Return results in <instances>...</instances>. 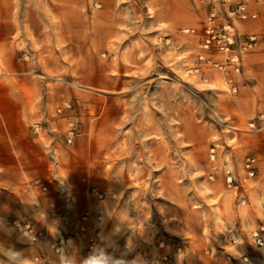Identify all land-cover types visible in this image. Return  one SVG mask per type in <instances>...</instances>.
Segmentation results:
<instances>
[{"label": "rangeland", "instance_id": "obj_1", "mask_svg": "<svg viewBox=\"0 0 264 264\" xmlns=\"http://www.w3.org/2000/svg\"><path fill=\"white\" fill-rule=\"evenodd\" d=\"M225 2L0 1L4 14L0 16V219L16 229L10 239L0 232V239L23 249L32 264H60V256L67 258L68 249L75 248L82 261L89 257L85 249L101 211L105 235L121 223L124 234L115 238L116 243L123 249L131 236L135 246L128 254L114 251L105 246L107 240L102 241L106 264L121 256L133 259L137 254L145 264H220L212 263L215 258L208 255L211 239L220 247L226 237L236 242L239 235L250 236L242 246L264 250V216L259 215L264 213V157L237 145L243 165L236 172H225V186L233 192L225 202L227 218L221 217L223 210L219 208L212 218L203 206L204 202L209 204L207 188L217 174L216 168H210V161L214 163L210 157L212 134L216 133V141H224L226 135L221 132L226 122L213 108L216 86L195 77L189 69L201 49L198 58L207 55L203 46L199 48L196 34L202 33L213 6L235 25V14L228 13ZM20 27L24 30L19 31ZM19 40L25 45L16 49ZM44 54L50 57V67L60 69L47 73L51 78L39 69L34 72L52 82L46 85L50 91L44 96L45 116L25 126L37 141L30 147L17 146L24 156L19 162L16 55L39 58ZM54 54H61V59L56 60ZM200 60L215 69L208 72L211 78L215 79L214 72L228 73L225 83L232 91L237 82L233 70ZM228 133L227 137L233 134ZM247 133L244 139L253 141ZM46 138L50 139L47 144ZM55 140L62 144L55 146ZM229 142L225 150L238 140ZM27 149L33 158L26 155ZM248 155L257 157L254 176L245 167ZM54 172L65 177L58 179L51 174L49 181V173ZM92 172L118 175L103 178ZM83 176L89 181L82 180ZM223 186L221 183L218 188ZM93 188L105 197L99 198ZM64 190L75 192V202L78 197L87 202L67 212L58 200L66 195ZM93 199L101 204L99 209L90 206ZM236 202L241 203L242 212L254 221L257 218L252 227L243 224L240 217L236 220L232 205ZM86 210L94 213L92 221L81 219ZM72 213H81L77 219L82 224L63 226L56 219L65 220ZM51 217L57 230L49 225ZM29 224L43 231L34 245L16 238L20 232L31 237ZM82 226L86 228L82 230ZM69 237L74 238L68 241V248L57 252L55 248Z\"/></svg>", "mask_w": 264, "mask_h": 264}, {"label": "crops", "instance_id": "obj_2", "mask_svg": "<svg viewBox=\"0 0 264 264\" xmlns=\"http://www.w3.org/2000/svg\"><path fill=\"white\" fill-rule=\"evenodd\" d=\"M21 1L22 0H16V3ZM239 4L247 5V10L244 16L237 8ZM224 5L230 15L235 14L234 18L236 19L234 26L236 27L238 32V40L237 44L235 45V50L239 53L242 59L241 71L238 73H232V75L237 78L236 92L234 93L229 90L225 83L228 73L226 74L222 71L214 72L212 74L214 75L215 79L208 76V72L215 69L198 58V53L203 50L201 49V46H203L204 42V36L202 33L196 34L199 37L198 44L201 50L199 49L200 51L195 56L193 66L189 69L195 77L203 78V80L209 81L213 86H216V89H218V91H216L215 93L217 95L215 97V104L213 108L218 114L221 115L220 118L222 119V121H224V123L226 122V124L224 125L225 129H222V132L220 131L221 134L226 135V138L224 140L225 142L222 140H220V142L216 141V133L212 134L213 147L210 151V157L214 160V163L210 161V164L213 165L210 168H216L215 172H217V174L215 175L216 181H210L211 183L207 188V196H210V198L207 197V202L209 204H207L206 202L203 203V206L209 210L212 218H214V216L216 215L214 213L215 209L218 208L223 210L221 212V217L227 218L224 212V209L227 208V203L225 202L228 195L231 194L232 189L229 188L228 190L225 186V172H236V168H239L240 165H243V159H240L238 150L236 148L237 145H242V148H244L246 152L264 157V128L261 130H251L249 127V122L252 119L264 113V0H226ZM212 10L217 11L216 7L213 6L207 16ZM0 16L4 17L3 12H0ZM23 30L24 29H22L21 27L19 28V31ZM250 35H256L257 40L251 43L249 40ZM240 39H242V42H239ZM22 45H25V41L22 42V40H19L18 42H16V49L18 47H22ZM204 51L207 53L206 56H208V54L212 55L213 53H217L215 49H205ZM19 54L22 53L19 52ZM53 56L58 61L61 59V54H54ZM48 59H50V57H47V55L45 54L40 56L39 58L34 56L25 57L16 55V155L19 162H22V160H24V156L21 149L17 151V146L28 144V147H30L37 141V137H34L33 134H30L27 129H25V126L29 122L37 120L39 117L45 116L44 96L46 95V92L50 91L48 88L46 89V85H49L52 82L49 80L45 81L46 78L39 77V74H36L34 72L36 69H39L41 70V72H45L43 74L44 77L46 76L47 78H51L52 76H49L47 73H55L60 69L58 67H50V65H48L47 63ZM198 65H201L202 67H198ZM218 81L220 82V85L217 84ZM224 86L226 87V90H223L225 89ZM20 98L23 101H20ZM23 108H27L28 111L25 112ZM47 118L49 117L47 116ZM213 128L216 130V132L217 130H219L216 124L215 126H213ZM228 132H232L233 134H231L230 137H227V135L229 134ZM246 133L254 140L247 141L246 139H244V135ZM49 140V138H46V144ZM232 140H238V142L231 144L232 148L225 150L224 145L228 146V144L230 143L229 141ZM60 144H62L60 140H55V146H59ZM219 145L221 147H219ZM27 154L32 156V158L35 156L31 155V152L28 149L26 150V155ZM257 172H260V170H257ZM92 173L95 176L98 175L99 177L103 178H110L112 176L117 177L118 175V172L116 173L117 175L112 172ZM108 173H110V175ZM49 174V181L52 176L51 174H53L54 177L58 179H60V177H65V175L60 172ZM114 177L112 178L113 181L115 180ZM82 180L89 181V178L83 176ZM43 181L48 182V180L44 178ZM221 183L224 185L223 188H218V185ZM73 192H70V190H64V193L66 195L64 196V198L61 197V199H58L60 206L66 207L67 212L69 209L73 210V208H75L76 206L78 207L83 203V201L87 202V200L85 199L82 201V197H80L81 199L78 197L80 201L78 200L77 202H75L77 197L72 196ZM80 193L82 194L83 192L80 191ZM93 198L95 197L93 196ZM95 199L98 200L97 198ZM95 199H93V202L91 203L93 205L90 206H93V208L95 209H99L101 204H97L95 202ZM100 202L102 203L103 201L100 200ZM232 205L234 213L237 216L236 220L240 217V219L243 221V224H249V228L253 222L257 221V218L254 221L248 214L242 212V209H240V202H236V204ZM81 213H72L73 215L70 216L66 215L65 220L62 221V217H58L56 219H58L63 226L67 223H78V225H80L79 223L82 224V220L77 219V217ZM259 215L264 216V213L260 212ZM51 219L52 217L49 218V225L54 226L57 230L58 228L56 227V224H52ZM83 224H85V222ZM247 237L245 235H239L236 242H232L229 237H226L221 241L220 245L222 246L220 247L219 245L216 246V240L211 239V245H209L211 249L207 247V251L208 255L211 258H215V260H213L214 262L212 263H216V261H219L220 264H264V250L259 251L242 246V243H246V241L249 240V238ZM69 238L67 239V242L74 237H71L70 239ZM79 254L80 252L76 248L75 250L68 249L67 258L69 260H74L75 264H81Z\"/></svg>", "mask_w": 264, "mask_h": 264}, {"label": "built area", "instance_id": "obj_3", "mask_svg": "<svg viewBox=\"0 0 264 264\" xmlns=\"http://www.w3.org/2000/svg\"><path fill=\"white\" fill-rule=\"evenodd\" d=\"M237 8L241 11V14L244 16L247 5L246 4H239ZM202 34L204 36L203 39V47L207 50L215 49L217 54V57L214 55L204 56L201 55L200 59L206 60L208 63L213 64L214 66H219V68L226 70L231 69L234 72H240L242 69V59L239 55V53L235 50V45L237 44L238 40V32L236 27L232 22H230L229 19L226 17H223L221 14H219L216 10H212L210 14L208 15L205 25L202 30ZM249 40L251 43L255 42L257 40L256 35H250ZM220 57V58H219ZM230 82H233V79L230 78ZM232 91L236 92L237 85L236 83L231 86ZM249 127L251 130H261L264 128V113L260 114L258 117L252 119L249 122ZM69 142L72 141V138L68 139ZM256 163H257V157L254 155H248L246 157L245 167L250 176H254L256 172ZM230 179V183H231ZM93 192L95 195H97L99 198H104V194L97 190L96 188H93ZM99 211L97 213L96 217V225L93 230V233L89 235V242L86 246L87 252L89 253V256H95L97 257L98 254L101 255L102 259L107 258V254L105 252V248L101 245V240L99 239L98 233H100V225L102 223V215ZM81 219L83 221H92L94 219V213L91 210H86L82 216ZM30 232L33 233V235L36 237V239L40 238L43 235V231L36 230L34 227L31 226V224L28 225ZM86 227L82 226L81 229L84 230ZM259 242L263 244V239L259 237ZM93 244H98L99 246L93 248ZM55 248V246L53 245ZM59 246L56 247L57 252H61L58 250ZM39 264H46L45 261L40 262Z\"/></svg>", "mask_w": 264, "mask_h": 264}, {"label": "clouds", "instance_id": "obj_4", "mask_svg": "<svg viewBox=\"0 0 264 264\" xmlns=\"http://www.w3.org/2000/svg\"><path fill=\"white\" fill-rule=\"evenodd\" d=\"M98 227L101 228L100 233H98L99 239L101 241L107 240V244L105 245L106 247H111L114 251L122 250L123 252H126L128 254L135 251L134 240L131 236L125 240L123 249H121L116 243L115 238L124 234V227H122L121 223L117 226H114V228L110 232H108L107 235H105V232L103 231L102 224L98 225ZM15 231L16 229L13 226H8L5 221L0 219V232H3L5 237L10 239ZM16 238L20 243H28L30 245L39 243L33 233L30 237L28 235H25L23 232H20V234ZM70 243L71 242L63 243L58 248V250H64ZM5 244L7 245L6 247ZM97 246L99 245L93 244V248ZM109 255H111V253H109ZM59 259L60 264H75L74 260L67 259L63 254ZM0 261L5 262V264H32L30 258L24 255L23 249H17L14 245L7 244L5 239H0ZM81 264H106V261L104 259L90 255L89 257H85L81 261ZM113 264H145V262L143 258L139 254H137V256L133 259H127V257L124 256L115 258Z\"/></svg>", "mask_w": 264, "mask_h": 264}]
</instances>
